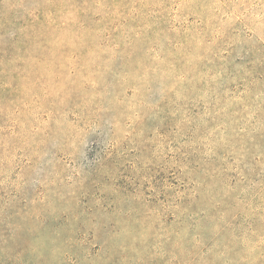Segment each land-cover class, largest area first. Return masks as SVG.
<instances>
[{"label": "rangeland", "instance_id": "obj_1", "mask_svg": "<svg viewBox=\"0 0 264 264\" xmlns=\"http://www.w3.org/2000/svg\"><path fill=\"white\" fill-rule=\"evenodd\" d=\"M0 264H264V0H0Z\"/></svg>", "mask_w": 264, "mask_h": 264}]
</instances>
